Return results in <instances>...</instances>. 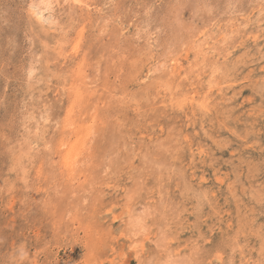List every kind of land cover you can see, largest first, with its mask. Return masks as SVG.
I'll return each instance as SVG.
<instances>
[{"label":"rangeland","instance_id":"obj_1","mask_svg":"<svg viewBox=\"0 0 264 264\" xmlns=\"http://www.w3.org/2000/svg\"><path fill=\"white\" fill-rule=\"evenodd\" d=\"M40 3L0 0V264H264V0Z\"/></svg>","mask_w":264,"mask_h":264},{"label":"bare ground","instance_id":"obj_2","mask_svg":"<svg viewBox=\"0 0 264 264\" xmlns=\"http://www.w3.org/2000/svg\"><path fill=\"white\" fill-rule=\"evenodd\" d=\"M54 1L55 0H41V3L39 4V5H37L36 4V6H33V13H34V15H35V17L37 18V20L38 21H41L42 19H45L44 17H45V15H47L46 14V12L48 13V11H46V10H50L51 8H52V5L54 4ZM71 1H73V2H78V3H80L82 0H71ZM29 2V1H28ZM31 3V2H30ZM58 3V2H57ZM35 4V3H34ZM33 5V4H32ZM57 5V4H56ZM200 9V8H199ZM32 11V10H31ZM78 12V11H77ZM200 12V11H199ZM30 13V12H29ZM55 13H57V12H55ZM52 15H53V12L51 13ZM199 14V13H198ZM33 15V14H32ZM56 15V14H55ZM234 16V15H233ZM54 17V16H53ZM264 17V16H263ZM47 18V17H46ZM77 19V18H76ZM261 20V19H260ZM246 21V20H245ZM49 25L52 27L53 25L55 26V28H59V24H58V21L56 20V18H51L49 21ZM61 22V21H60ZM219 23V22H218ZM28 24V23H27ZM43 24V23H42ZM52 24V25H51ZM76 24V23H75ZM46 25V24H45ZM78 25V24H77ZM61 26V25H60ZM218 26V25H217ZM228 26V25H227ZM60 29H62V28H60ZM59 29V30H60ZM183 29V28H182ZM51 30V29H50ZM56 30V29H55ZM64 30V29H63ZM76 30V29H75ZM83 30V29H82ZM45 31V30H44ZM67 31V30H66ZM70 31V30H69ZM213 31V30H212ZM232 33V32H231ZM50 34V33H49ZM80 34V33H79ZM78 34V35H79ZM84 34V33H83ZM253 34V33H252ZM251 34V35H252ZM55 36V35H54ZM219 36V35H218ZM78 39V38H77ZM80 39V38H79ZM58 40V39H57ZM76 41H78V40H76ZM80 41V40H79ZM81 44V43H80ZM76 47H79V45L77 44V46ZM60 49V48H59ZM164 49H165V47H164ZM166 49H167V47H166ZM165 49V50H166ZM76 56V55H75ZM78 57V56H77ZM137 57V56H136ZM113 60V59H112ZM76 61V60H75ZM134 64V63H133ZM220 68V67H219ZM81 70V69H80ZM123 73V72H122ZM75 74V73H74ZM129 75V74H128ZM117 77V76H116ZM76 81V80H75ZM228 81V80H227ZM82 84V83H81ZM74 87V86H73ZM75 88V87H74ZM94 88V87H93ZM80 89V88H79ZM75 90H76V88H75ZM147 94V93H146ZM150 94V93H149ZM210 94V93H209ZM153 97V96H152ZM202 98V97H201ZM208 103V102H207ZM205 104V103H204ZM209 105V104H208ZM73 107V106H72ZM201 109V108H200ZM72 110V109H71ZM94 110V109H93ZM70 113H72V112H70ZM77 113V112H76ZM207 113V112H206ZM64 120V119H63ZM71 120V119H70ZM48 122V121H47ZM68 127H70V126H68ZM65 129V128H64ZM33 130V129H32ZM35 133V132H34ZM31 135V134H30ZM24 137V136H23ZM33 137V136H32ZM35 138H37V137H35ZM94 138V137H93ZM29 140V139H28ZM31 140V139H30ZM46 140V139H45ZM32 141V140H31ZM64 142V141H63ZM65 143H67V142H65ZM69 143V142H68ZM66 145V144H65ZM64 146V145H63ZM66 146H68V145H66ZM25 149H26V147H24ZM36 148V147H35ZM34 148V149H35ZM68 148V147H67ZM74 147H72V148H70L67 152V155H66V157H68V158H66L67 159V161L66 162H68L67 164H69V166H71L72 168L73 167H76L77 168V166H75L77 163H78V161H79V159H80V155H78V154H80L81 153V151H79V149L77 150V151H75V149H73ZM78 148V147H77ZM76 148V149H77ZM82 149V148H81ZM88 150V149H87ZM82 154V153H81ZM86 154V153H85ZM79 156V157H78ZM85 156V155H84ZM87 156V155H86ZM85 156V157H86ZM27 164V163H26ZM71 168V169H72ZM76 168H75V170H76ZM83 168V167H82ZM85 168V167H84ZM37 170V169H36ZM83 170V169H82ZM69 171H70V169H69ZM77 171V170H76ZM79 192V191H78ZM78 194V193H77ZM71 195V194H70ZM172 207V206H171ZM129 211V210H128ZM128 214H130V212L128 213ZM132 216V215H131ZM134 216V215H133ZM142 219V218H141ZM137 220V219H136ZM138 220H140L139 218H138ZM137 220V221H138ZM142 222V221H141ZM139 224V223H138ZM94 244V243H93ZM197 244V243H196ZM192 252V251H191ZM171 253V252H170ZM170 261V260H169ZM17 262V261H16ZM73 263V262H72Z\"/></svg>","mask_w":264,"mask_h":264},{"label":"clouds","instance_id":"obj_3","mask_svg":"<svg viewBox=\"0 0 264 264\" xmlns=\"http://www.w3.org/2000/svg\"><path fill=\"white\" fill-rule=\"evenodd\" d=\"M20 259L23 260L27 257V253L23 250L19 252Z\"/></svg>","mask_w":264,"mask_h":264}]
</instances>
